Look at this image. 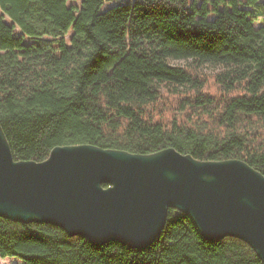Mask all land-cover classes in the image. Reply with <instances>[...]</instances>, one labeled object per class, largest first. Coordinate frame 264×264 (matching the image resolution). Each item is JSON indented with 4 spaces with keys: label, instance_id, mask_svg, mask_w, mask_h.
<instances>
[{
    "label": "trees",
    "instance_id": "1",
    "mask_svg": "<svg viewBox=\"0 0 264 264\" xmlns=\"http://www.w3.org/2000/svg\"><path fill=\"white\" fill-rule=\"evenodd\" d=\"M259 18L264 0H0V124L14 159L43 162L71 145L142 155L173 148L202 161L239 159L264 175ZM167 90L181 105L165 121L156 105ZM0 258L263 264L246 242L208 241L174 209L144 249L95 246L0 216Z\"/></svg>",
    "mask_w": 264,
    "mask_h": 264
},
{
    "label": "water",
    "instance_id": "2",
    "mask_svg": "<svg viewBox=\"0 0 264 264\" xmlns=\"http://www.w3.org/2000/svg\"><path fill=\"white\" fill-rule=\"evenodd\" d=\"M171 209L204 239L246 242L264 264V175L239 159L202 161L170 148L142 155L94 145L17 161L0 124V216L50 224L95 246L152 245Z\"/></svg>",
    "mask_w": 264,
    "mask_h": 264
},
{
    "label": "rangeland",
    "instance_id": "3",
    "mask_svg": "<svg viewBox=\"0 0 264 264\" xmlns=\"http://www.w3.org/2000/svg\"><path fill=\"white\" fill-rule=\"evenodd\" d=\"M124 1V0H123ZM192 1V0H191ZM264 23V20L262 18H259L256 22L257 26H260ZM67 37H70V34H68ZM174 65H181L182 67L186 65L181 62H174ZM204 73V71H203ZM207 73H211L210 71H207ZM207 89L211 93H217V87H214V85L211 83V81H208ZM181 103L178 101V98L173 95L169 90L164 92L160 98V101L157 103V114L156 118L159 119L162 118L166 121V119H171L173 116L177 114V111H179ZM0 264H22L18 259L16 258H0Z\"/></svg>",
    "mask_w": 264,
    "mask_h": 264
}]
</instances>
